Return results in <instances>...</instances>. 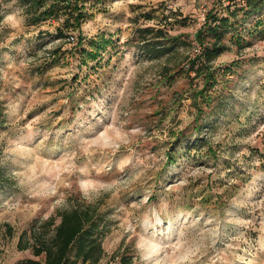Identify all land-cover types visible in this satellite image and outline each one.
Returning a JSON list of instances; mask_svg holds the SVG:
<instances>
[{
	"label": "rangeland",
	"instance_id": "obj_1",
	"mask_svg": "<svg viewBox=\"0 0 264 264\" xmlns=\"http://www.w3.org/2000/svg\"><path fill=\"white\" fill-rule=\"evenodd\" d=\"M228 2L85 0L81 52L56 37L58 18L27 25L19 0H0V264L34 257L24 248L33 230L59 222L73 202L108 215L99 264H122V255L134 264H264V34L239 26L243 47L223 38L230 48L213 62L218 82L203 114L212 127L198 134L189 96L203 80L182 72L195 48L153 57L135 34L179 11L190 22L170 32L194 39L208 11L225 13ZM178 136L206 145L176 146Z\"/></svg>",
	"mask_w": 264,
	"mask_h": 264
},
{
	"label": "trees",
	"instance_id": "obj_2",
	"mask_svg": "<svg viewBox=\"0 0 264 264\" xmlns=\"http://www.w3.org/2000/svg\"><path fill=\"white\" fill-rule=\"evenodd\" d=\"M19 1L25 7L27 25H36L46 19L58 18L62 22L57 26L56 37L68 38L73 35L76 40V48L83 52L85 35L82 20L85 17L83 10L85 0ZM143 16L148 20L154 18L153 14L148 12L143 13ZM170 18L171 21H169ZM1 20L2 16L0 15V22ZM248 20H250L249 25H247ZM252 20L255 23H252ZM160 22L161 25H139L135 29L138 46L146 54L159 57L169 54L181 46L199 47L196 55L188 56L186 69L182 71L187 75L193 73L190 77L192 83L200 77L203 80V85L199 88L196 87L189 96L193 100L192 104L199 111L193 127L198 134L202 128L212 127V121L206 123V119L204 120L206 117H203V114L206 112V108L212 105L214 97L212 98L209 92L218 82L213 62L230 48L223 38L230 33V40L238 44L239 47L248 44L244 33L240 32L239 26L249 30L247 32L250 35L262 36L264 34V0H229L225 13L217 9H210L194 39L187 38L184 33L173 34L170 32L176 24L188 25L189 15L172 11L169 15H163ZM252 24H254L253 27H251ZM74 31L77 33L76 35L72 34ZM209 36L214 40L207 41ZM92 44L95 45L97 42L92 41ZM97 46L100 48L101 44H97ZM59 50L57 48L53 52L56 53ZM95 54H98V51ZM231 69V66H227L224 71ZM6 122L5 105L0 100V128L5 127ZM182 138L178 139L176 146H179L183 141H185L187 149H200L206 145V139L203 136H196L194 140ZM207 151L217 157V152L211 144L208 145ZM6 176L7 173L0 163V183L6 180ZM57 214L60 218L59 222L56 217L51 216L39 224L31 233L29 245L24 246V248H32L34 257L19 260L14 264H99L106 257L103 237L109 228V218L107 213L100 210L98 204L73 202L70 207L60 209ZM121 258L122 264H134L132 258L123 255Z\"/></svg>",
	"mask_w": 264,
	"mask_h": 264
},
{
	"label": "built area",
	"instance_id": "obj_3",
	"mask_svg": "<svg viewBox=\"0 0 264 264\" xmlns=\"http://www.w3.org/2000/svg\"><path fill=\"white\" fill-rule=\"evenodd\" d=\"M205 18H206V16L203 17V21H205ZM70 38H71L72 40L75 39V37H74L73 35H71ZM198 50H199V47H196V48H195V52H197Z\"/></svg>",
	"mask_w": 264,
	"mask_h": 264
}]
</instances>
